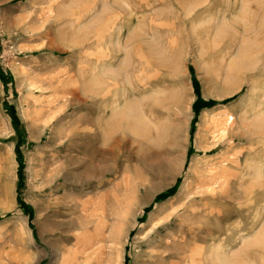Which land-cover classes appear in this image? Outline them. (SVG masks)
<instances>
[{"label": "rangeland", "instance_id": "obj_1", "mask_svg": "<svg viewBox=\"0 0 264 264\" xmlns=\"http://www.w3.org/2000/svg\"><path fill=\"white\" fill-rule=\"evenodd\" d=\"M0 264H264V0H0Z\"/></svg>", "mask_w": 264, "mask_h": 264}, {"label": "bare ground", "instance_id": "obj_2", "mask_svg": "<svg viewBox=\"0 0 264 264\" xmlns=\"http://www.w3.org/2000/svg\"><path fill=\"white\" fill-rule=\"evenodd\" d=\"M62 14H63V13H62ZM127 121H128V120H127ZM126 128H127V127H126ZM257 129H258V128H257ZM134 133H135V132H134ZM243 137H244V135L242 136V138H243ZM118 139H119V138H118ZM123 139H124V138H123ZM121 140H122V139H121ZM244 140H245V139H244ZM103 141H104V140H103ZM120 142H121V141H120ZM124 142H125V141H124ZM117 145H118V144H117ZM120 145H121V144H120ZM114 147H115V146H114ZM112 149H113V148H112ZM109 150H110V149H109ZM107 152H108V151H107ZM93 153H94V152H93ZM105 154H106V153H105ZM91 155H92V153H91ZM95 156L97 157L98 154L96 153ZM93 157H94V156H93ZM96 157H95V158H96ZM90 158H91V157H90ZM98 159H99V158H98ZM90 160H91V159H90ZM90 163H91V162H90ZM90 163H89V164H90ZM101 163H102V162H101ZM97 167H98V166H97ZM86 181H87V180H86ZM200 252H201V251H200ZM202 262H203V261H202Z\"/></svg>", "mask_w": 264, "mask_h": 264}]
</instances>
